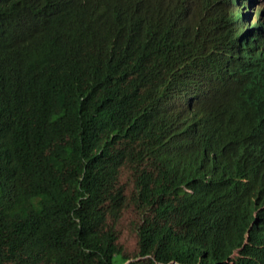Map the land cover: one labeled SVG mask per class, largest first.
<instances>
[{
    "label": "trees",
    "instance_id": "16d2710c",
    "mask_svg": "<svg viewBox=\"0 0 264 264\" xmlns=\"http://www.w3.org/2000/svg\"><path fill=\"white\" fill-rule=\"evenodd\" d=\"M236 3L0 0V264H264L263 37Z\"/></svg>",
    "mask_w": 264,
    "mask_h": 264
},
{
    "label": "rangeland",
    "instance_id": "374dc122",
    "mask_svg": "<svg viewBox=\"0 0 264 264\" xmlns=\"http://www.w3.org/2000/svg\"><path fill=\"white\" fill-rule=\"evenodd\" d=\"M255 4H259V7L258 8L254 7ZM263 8H264V0H256V2L253 4L252 9L250 10L245 9V12L250 11L251 17L253 15L252 26L254 25L255 27L262 28V26L264 25V20L261 17V15H259L260 11L261 12L264 11ZM119 184L123 186L128 193L132 190L133 183L131 181L129 172L126 169H124L120 175ZM128 218L129 217H127L121 224V241L125 245V248L128 251V253H132L135 250L134 249L135 234L132 233V231L130 230V222L128 221ZM113 261L114 264H117V258H115Z\"/></svg>",
    "mask_w": 264,
    "mask_h": 264
},
{
    "label": "clouds",
    "instance_id": "9594fccd",
    "mask_svg": "<svg viewBox=\"0 0 264 264\" xmlns=\"http://www.w3.org/2000/svg\"><path fill=\"white\" fill-rule=\"evenodd\" d=\"M256 2V0H237L235 9L238 11V13L240 14V18L241 21L243 23V28H244V32L246 35H249L252 38H257L258 36H262L263 37V51H264V25L262 26V28L260 27H255L254 25L252 26V17L250 16V11H246V10H250L253 7V4ZM254 7L258 8L259 4H255ZM264 9V8H263ZM259 15H261V17L264 20V11L263 12H259ZM250 16V18H249ZM128 264V263H126Z\"/></svg>",
    "mask_w": 264,
    "mask_h": 264
}]
</instances>
